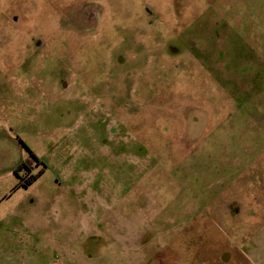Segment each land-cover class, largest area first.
I'll return each mask as SVG.
<instances>
[{
	"label": "rangeland",
	"instance_id": "1",
	"mask_svg": "<svg viewBox=\"0 0 264 264\" xmlns=\"http://www.w3.org/2000/svg\"><path fill=\"white\" fill-rule=\"evenodd\" d=\"M0 264H264V0H0Z\"/></svg>",
	"mask_w": 264,
	"mask_h": 264
},
{
	"label": "trees",
	"instance_id": "2",
	"mask_svg": "<svg viewBox=\"0 0 264 264\" xmlns=\"http://www.w3.org/2000/svg\"><path fill=\"white\" fill-rule=\"evenodd\" d=\"M31 155H32L33 157H35L33 153H31ZM30 165H31V161H30V160H27L26 162L22 163V164L18 167V170H17V171H21V170L24 169V168H29ZM43 173H44V169H42L38 174L33 175V176H30L27 180H25V182L22 181V182H23V185H24L25 187H29V186H31L36 180L39 179V177H41V175H42Z\"/></svg>",
	"mask_w": 264,
	"mask_h": 264
},
{
	"label": "flooded vegetation",
	"instance_id": "3",
	"mask_svg": "<svg viewBox=\"0 0 264 264\" xmlns=\"http://www.w3.org/2000/svg\"><path fill=\"white\" fill-rule=\"evenodd\" d=\"M35 156V155H34ZM31 157V165L29 166V168H24V169H26V170H28L29 172H31L32 171V166H33V164H36V166L38 167V166H40L41 165V160H39L38 158H37V156H35V157H33L32 155L30 156ZM23 170V169H22ZM33 176V175H32Z\"/></svg>",
	"mask_w": 264,
	"mask_h": 264
}]
</instances>
